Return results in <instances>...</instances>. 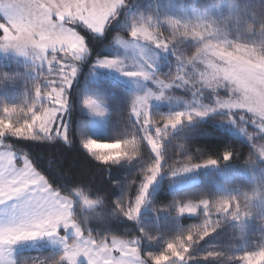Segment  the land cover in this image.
<instances>
[{
  "label": "trees",
  "instance_id": "1",
  "mask_svg": "<svg viewBox=\"0 0 264 264\" xmlns=\"http://www.w3.org/2000/svg\"><path fill=\"white\" fill-rule=\"evenodd\" d=\"M148 17L165 35L171 31L166 18L189 29L201 26L207 33V39L192 38L183 36L182 29L169 47L170 60L172 52L181 53L187 60L202 43L218 37L214 40L233 55L251 61L264 59V0H123L103 32L81 29L87 49L79 60L78 74L66 90L68 139L55 136L33 140L4 134L2 143L27 155L51 186L72 198V219L82 233L96 241L135 238L141 256H146L163 251L166 244L179 238L190 244L189 251L184 261L172 258L170 264H264V132L238 112L193 115L191 120L182 119L175 128H168L159 140L162 171L181 164L203 163L209 158L216 163L193 173L199 180L184 187L170 189L168 184L174 177L164 175L149 188L145 209L135 219L117 209L116 202L132 203L155 156L130 113L136 91L103 70L97 69L96 77L91 73L96 59L120 56L117 37L127 38L133 22ZM1 24L0 17V27ZM2 40L0 36V43ZM52 55L51 50L48 56ZM32 69L31 64L13 54H0V127L6 118V107L27 109L34 101L37 107L41 104L35 94L37 86L42 91L48 88L41 85L46 71L34 75ZM198 87L195 94L202 101L212 98L209 89ZM92 98L105 101L108 107L101 134L92 133L89 116L83 109V102ZM165 108H152L155 120L164 115ZM9 121L22 123L23 113L10 115L5 122ZM91 137L102 141L135 139L137 155L101 163L82 146V140ZM225 152L230 153L227 159ZM97 199L99 203L90 207L89 203ZM204 199L208 201V211L199 209L193 215L177 211L178 204ZM62 254V250L51 247L23 249L15 253L14 262L60 264Z\"/></svg>",
  "mask_w": 264,
  "mask_h": 264
},
{
  "label": "snow or ice",
  "instance_id": "2",
  "mask_svg": "<svg viewBox=\"0 0 264 264\" xmlns=\"http://www.w3.org/2000/svg\"><path fill=\"white\" fill-rule=\"evenodd\" d=\"M123 0H85L83 3L72 4L65 2L62 5L52 7L57 8V15L60 20L53 21L50 19L49 12L40 11L38 15H34L33 19L25 20V14L28 11L25 0H0V13H4L8 17L3 27H0V36H2L6 45L19 48L22 45L31 43L38 46L41 50V58H48L47 49L51 47L53 55L48 59L51 78L49 79V87L41 92L39 86L36 89V99L39 100L41 95L44 97L43 103L37 104L35 101L27 108H19L16 106L6 107L4 112L3 127H0V136L10 134L14 137L30 138L38 140L47 137L53 139L59 135L65 140L68 139L66 129L58 123V114L62 113L67 104L65 95L66 87L71 83L72 77L75 75V61L79 59L81 53L87 49L84 36L81 29H87L91 32L101 33L105 24L111 17H114L116 9ZM72 9V11H69ZM65 14L67 18L65 19ZM171 29L168 35L164 34L153 20L152 17L147 19L141 18L134 21L130 30V36L143 41H150L156 47L167 49L177 40V33L181 32L183 36H191L192 38L201 37L200 30L189 29L181 26L177 21L166 18ZM9 23L15 31H7ZM119 40V37H117ZM57 45L60 46L57 51ZM62 53V55H61ZM97 63L102 66L122 69V64L117 59L101 58ZM55 64L57 68L51 70V66ZM151 68V65L148 66ZM236 74L241 79L244 77L247 69L237 67ZM126 75L132 77H142L145 79H153L154 84L160 86L159 93L152 90L145 91L142 95L134 96L131 105V114L135 117L136 124L140 130L147 134L143 139L151 147L156 154L154 162L148 166L144 174L143 183L140 185L138 195H136L132 203L116 202L117 209L129 219H135L141 205L145 200V196L149 185L155 180L160 172L161 163V146L159 137L166 132L169 127L175 128L182 119L191 120L193 115L203 116L204 111L195 112H175L171 115H161L158 121L153 120L149 111V101L152 97L160 99L164 95V89L171 87L164 81H157L151 72L140 67L136 71H127ZM48 79V78H46ZM85 104L96 113H102L98 105L91 100H85ZM23 113V122L16 121L12 123L5 122L10 115ZM156 129V135L150 129ZM82 146L101 163L118 162L120 159H131L137 155V142L135 139H117L113 141H98L92 138L82 140ZM227 159L230 153H223ZM215 159L209 158L203 161L204 165H213ZM196 165L184 164L177 168V172H186ZM35 183V182H34ZM16 197V203L9 207H0V264H10L8 256L10 248L7 245L14 244L18 240H28L43 236H56L58 229L63 226L64 229L73 227L79 234L81 228L75 223H70L72 217L67 202L62 198L60 192L51 187H45V183L41 180L37 186L31 191H27V180L22 181L20 186L5 183L0 190V203H3L8 197ZM99 200L89 203L94 206ZM180 213L192 212L193 209L189 205L177 208ZM191 240V237H189ZM132 241L113 240L112 247L116 249L113 253L112 247L104 244H97V250L92 252L87 246H78L72 250L65 251L66 260L71 264H75V257L78 252L83 253L89 260V264H170L172 258L183 260L185 254L189 251L190 244H186L183 240L177 239L175 243L169 242L166 248L156 254L148 253L141 256L138 247L132 246ZM209 255H214L209 253ZM65 264V261H61Z\"/></svg>",
  "mask_w": 264,
  "mask_h": 264
},
{
  "label": "rangeland",
  "instance_id": "3",
  "mask_svg": "<svg viewBox=\"0 0 264 264\" xmlns=\"http://www.w3.org/2000/svg\"><path fill=\"white\" fill-rule=\"evenodd\" d=\"M25 4L26 8L28 9L25 14L26 21L33 19L34 15H38L40 11H46L45 4L42 0H25ZM53 15L54 16L50 17V19L58 22L60 20V17L57 15V12L53 13ZM5 22L6 20L1 24V27L4 26ZM10 27H8L7 29V31L9 32H11ZM196 30H200L202 32V39L203 37L206 39L208 38L207 33L204 32L205 30L203 29V27L200 26ZM214 39H220V37ZM214 39H208V41L202 43V45L196 49V52L190 58H187V60L182 59V56H180L181 53L171 51L173 60H170L169 48L161 49L156 47L150 41L139 40L131 37L130 35L127 38L121 36L119 37V40L116 39V47H119L122 50L120 56H105L101 58H111L119 60L122 64V69L118 70L117 68L102 66L97 63L98 59H96L94 61L95 69L92 71L91 76L96 77V74L98 73L97 69L103 70L109 75H112L127 83L136 91V95H142L147 90H152L154 93L158 94L160 91V86L154 84L153 79L132 77L125 74V72L127 71H136L140 67H143L145 70L151 72L155 80L164 81L171 85V87L164 89V95L161 96L160 99H156L155 97H152L150 99V114L152 112V108L159 105L166 106V110L164 109L165 112L162 111L164 115H171L175 112L188 113L195 111H204L205 115L200 117H206L208 114L226 110L233 113L238 112L240 116L243 115V118L245 120L253 123L259 128L260 131L264 132V59L251 61L244 59L236 54L233 55L232 52L230 53V51H227L222 47V43H220V41ZM56 47L57 50L60 49L59 45H57ZM51 50V47H49L47 49V53ZM1 53L13 54L23 62L31 64L33 66L31 72L34 75L42 74V71H46V75L41 79V85H47L49 87L48 81L51 78V73L48 59H50L51 56H48V58L46 59H42L41 50L38 48V46H34L29 43L25 46L22 45L21 47L16 48L11 45H6L5 41L2 40V43H0V54ZM83 56L84 52L81 53L79 59L74 62L76 72L71 79V83L78 74L79 60L82 59ZM161 59H163V61H161ZM164 63L166 66H164ZM149 65H151V68L148 67ZM241 66L247 69L242 79L237 76L235 71L237 67ZM56 68L57 66L55 64L51 66V70H55ZM164 68L169 69L164 70ZM39 69L40 73H38ZM71 83L65 89L66 97V90L69 88ZM198 86H204L207 90L209 89L211 91L212 98H208L207 102L205 100L202 101V97L199 94H195L199 89ZM185 90H187L189 93L185 94ZM41 92L44 91L41 90ZM88 100L93 101L96 105L103 109L102 113L93 112L85 104V101L83 102V109L89 116L88 126L90 130L93 134H101L105 131L106 127L108 114L107 104L103 100L93 98ZM36 101L38 103L45 102L43 95H41L39 100L36 99ZM67 109L68 102L66 104L65 110L62 113L58 114V123L66 129V135L68 126V119L66 115ZM153 120L154 122L157 121L154 117ZM141 128L143 130V127ZM150 130L153 131V135H156L155 128ZM143 135L145 137L147 134L143 131ZM91 138L96 139L93 137ZM96 140L102 141L99 139ZM2 142L3 139L0 136V190L3 189L6 182L8 184L19 187L21 182L25 180H27V191H31L32 189H34L37 186V183H39L41 180L44 181L45 187H51L57 190L56 188L51 186L48 180L43 176V174L34 167L27 155L18 153L12 148L4 146ZM159 143L162 149V143ZM152 153L154 154L156 159V154L153 151ZM182 165L184 164L173 166L172 169L165 172L161 169L155 180H153V182L149 185V188L158 183L164 175L174 177L168 184V187L170 189L192 185L199 180V177L197 175H192L193 173L201 169H207L214 164H189L196 165V167L190 168V170L186 172H177L176 169L181 167ZM143 180L140 185L143 183ZM138 192L136 195H138ZM147 193L145 196V200L136 216L143 209H145ZM60 194L62 198L67 202L71 215L73 210L72 198L61 192ZM16 199V197L10 196L6 200H4L3 203H0V207H9L11 204L16 203ZM184 205H189L193 209L192 212H184V214L193 215L199 209L208 211V201L205 199L199 201L184 202L178 204V208L183 207ZM70 223L77 224L73 219ZM113 240L132 241V246L136 247L135 238L124 239L120 237H110L103 241H96L94 238L82 233L81 231L79 234H77L75 228L73 227L64 229L63 226H60V228L58 229V234L56 236H43L28 240H18L14 244L7 245L6 247L11 249L8 256V262H10V264H15V253L23 249L55 247L56 249L62 250V260L65 261V264H71L70 261L66 260V249L72 250L78 246H87L92 252H95L97 250V244H104L108 247H112ZM112 250L113 253L116 254V249L114 247H112ZM184 260L185 259H183V261ZM75 264H89V260L83 253L78 252L75 257Z\"/></svg>",
  "mask_w": 264,
  "mask_h": 264
},
{
  "label": "crops",
  "instance_id": "4",
  "mask_svg": "<svg viewBox=\"0 0 264 264\" xmlns=\"http://www.w3.org/2000/svg\"><path fill=\"white\" fill-rule=\"evenodd\" d=\"M42 1L44 2L46 12H49L50 17H53L54 16L53 13L57 12V8L56 7H52V5L59 6V5H62L63 3H65V2L72 3V4L85 2V0H42ZM69 11H72V9H70ZM0 17L2 18V23L5 20L8 21V17L4 13H0ZM65 17L67 18V14H65ZM10 26H11V24L9 23L8 27H10ZM10 28H11V32L15 35L14 29L12 27H10Z\"/></svg>",
  "mask_w": 264,
  "mask_h": 264
}]
</instances>
